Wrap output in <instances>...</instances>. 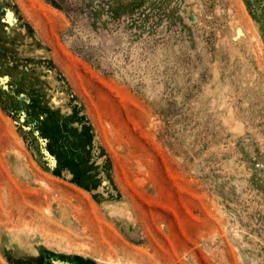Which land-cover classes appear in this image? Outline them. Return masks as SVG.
I'll return each mask as SVG.
<instances>
[{
    "label": "rangeland",
    "instance_id": "obj_1",
    "mask_svg": "<svg viewBox=\"0 0 264 264\" xmlns=\"http://www.w3.org/2000/svg\"><path fill=\"white\" fill-rule=\"evenodd\" d=\"M0 264H264V0H0Z\"/></svg>",
    "mask_w": 264,
    "mask_h": 264
}]
</instances>
